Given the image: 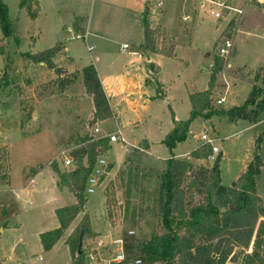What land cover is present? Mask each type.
<instances>
[{
  "label": "rangeland",
  "instance_id": "1",
  "mask_svg": "<svg viewBox=\"0 0 264 264\" xmlns=\"http://www.w3.org/2000/svg\"><path fill=\"white\" fill-rule=\"evenodd\" d=\"M36 1L39 12L32 17L20 6L21 0H4L11 34L5 36L0 25V264H71L70 252L62 243L51 253H44L40 248L35 233L47 221L42 209L45 190L40 194L35 190L52 186L53 160L58 162L61 171H70L74 163L66 166L64 160L86 136L101 139L112 134L109 130L116 129V122L111 120L106 127L102 126L109 131L107 134L95 132L98 122L90 124L94 114L92 97L86 93L78 71L64 70L58 76L44 64L24 58L27 53L46 50L59 42L68 45L75 39L73 21L77 22L76 26L79 23L84 27V21L89 18L93 30L108 33L120 44L125 42L134 49L138 17L149 7V21L157 31V64L154 63L151 82L157 81L161 87L155 85L150 89L154 98L150 108L144 111L137 132H131V127L122 128L132 143L149 134L155 142L154 157L122 142L112 143L102 158L114 170L104 169L100 185L93 194L86 195V207L64 232L62 241L87 219L92 236L83 241L81 252L88 264H114L119 252L115 245L118 238L125 242L123 253L128 259L141 258L136 248L151 237L148 222L152 223L153 218L148 212L157 206L153 193L158 179L148 177L137 185L131 182L130 188L128 167L143 164L145 160H149L147 166L160 170L165 167L169 149L161 141L156 143L159 139L163 141L173 129V116L180 121L189 119L192 109L189 94L204 91L209 84L212 57L204 55L212 51L211 55L217 56L225 38L220 34L230 23L234 47L225 60L223 72L218 75L214 104L222 112H232L235 116L195 119L187 139L174 152L193 151L203 144L199 138L204 132L217 138L215 145L220 152L213 155L214 159L192 162L195 169L212 167L219 156L220 183L225 188L237 185L248 165L258 158L261 166L257 189L264 200V0H217L243 11L239 15L213 7L221 12V18L211 15L206 0H162L161 8H157V0ZM184 16H190V20L184 21ZM141 22L142 30L144 23ZM173 41L176 43L174 55L169 56L166 51ZM78 42L82 59L76 63L85 67L91 54L83 40ZM113 45L102 41L99 50L106 54L111 47L116 57L121 58L117 44ZM103 63H108L106 55ZM219 99H225L223 104L217 103ZM39 167L43 171L36 176L35 190L31 191L33 204L29 205L24 199L19 200L14 190L27 186ZM55 200L60 206L76 202L66 188L59 190ZM133 215L132 222L136 224L128 222Z\"/></svg>",
  "mask_w": 264,
  "mask_h": 264
},
{
  "label": "trees",
  "instance_id": "2",
  "mask_svg": "<svg viewBox=\"0 0 264 264\" xmlns=\"http://www.w3.org/2000/svg\"><path fill=\"white\" fill-rule=\"evenodd\" d=\"M35 5L38 6L36 0H21L20 3L32 17L39 12V7ZM149 16L150 10L146 6V11L140 16L144 23V40L140 48L147 53H156L157 31L151 27ZM0 25L4 35L9 36L11 23L4 0H0ZM232 27L230 23L222 35L230 36ZM175 46L173 41L166 54L173 56ZM63 50L64 45L59 42L46 50L27 53L24 58L36 64L42 63L61 76L64 69L58 67L54 59ZM205 57H212L214 61L208 88L189 95L192 107L189 119L180 121L173 116L174 127L162 141L170 152L165 167L162 170L140 165L128 167L130 188L131 182L137 185L148 177L158 179V187L153 193L158 200L157 206L148 212L153 218L152 223L148 222L152 229L151 237L136 248L144 264H264V200L257 189L260 160L255 158L248 165L235 187L225 188L220 183L219 156L212 167L200 166L195 169L192 162L212 156L210 145H200L188 157H177L174 153L177 145L187 139L195 119L209 120L215 115H233L232 112H222L214 104L217 78L223 72L226 61L219 56L213 57L211 53ZM153 67L154 63H148V73L152 74ZM157 69L159 72V67ZM82 77L85 91L92 97L94 106L90 124L96 125L97 122L113 118V109L95 65L84 67ZM154 84L161 87L157 81ZM110 147L107 137L98 139L94 135L86 136L68 153L74 163L72 170L61 171L56 160L51 162L52 170L58 177V187L66 188L76 202L56 209L59 227L40 235L45 252L53 249L86 207L88 179L98 160ZM106 167L111 170L113 165ZM133 216L128 222L136 224L132 222L135 220ZM91 236L90 223L84 219L66 238L72 264H88L86 255L80 252V242Z\"/></svg>",
  "mask_w": 264,
  "mask_h": 264
},
{
  "label": "crops",
  "instance_id": "3",
  "mask_svg": "<svg viewBox=\"0 0 264 264\" xmlns=\"http://www.w3.org/2000/svg\"><path fill=\"white\" fill-rule=\"evenodd\" d=\"M37 4H38V1H37ZM259 4H263V3H259ZM139 18L140 16L138 17V27L137 26L135 27L134 35L137 39L136 40L137 42L135 44L134 49H132L131 45H129L127 49H123V45L127 43L124 42L123 44H120L119 40H116V38H113V36L108 35V33L106 34L102 32L101 30H97V29L93 30L92 21H90L89 18L84 21L85 23L84 27L80 26L79 23L76 26L77 22L73 21L72 29L74 32L75 39H72L68 45H65L63 43L64 50L59 55H57V57L54 59V62L57 64V66H61L65 68L64 70H66L69 73H74L75 71H78L80 75H82V69L84 67H81L76 62L82 59V56L80 53L81 51L79 49L80 43L78 41L83 40L84 44L87 47L88 52H90L91 54L90 55L91 60L89 62V65L90 64L95 65L97 72L99 74V77L107 93L110 106L114 112L113 118L102 121V122H98L97 123L98 127L96 128H98L100 132H103L104 134H107L109 131L110 133H114L120 130L121 134L123 135L126 141L124 143L126 146H130L131 148L138 150L139 152H142L151 157H154L153 149L155 148V142L151 139L149 134L147 135L145 134L146 136H142L139 139H135V141L132 143L128 141V139L122 132V128L124 126L131 127V132H137L136 129L139 128L138 124L143 119L142 118L143 113L144 111L150 108V105L152 104L151 100H153L154 98L153 92L150 89L151 88L154 89L155 84L151 82V73H148L147 65L148 63L157 64L155 60V57H156L155 54L157 53H149V52L147 53L141 50L140 46L144 40V33H143V28L141 30L142 22ZM222 33L220 34V36L222 35ZM105 40H107V42L111 43L112 45L117 44L118 54L119 56H121V58L116 57V55L113 53L114 50L111 47L109 51L106 52V54L104 51L99 50L100 44L102 43V41H105ZM89 42H91L92 44H89ZM95 49H96V53H92V50H95ZM211 52L212 51L206 52L204 56H206L207 53H211ZM105 55H106V59L108 62L106 65L103 63ZM148 56H150V60H148ZM231 77H234V76H231ZM111 120H114L116 122V125H115L116 129H111L107 132L104 129V127H106ZM118 121H121V122H118ZM160 141L162 144V140L160 139L158 143L156 144L157 145L160 144ZM113 143H116V142H113ZM110 146L112 147V143H110ZM191 152H186V153H181V154H176L175 152L174 153L177 157H183V156L188 155ZM167 158H165L164 160L166 161ZM130 159L131 158L127 160L130 162ZM145 161L147 163L149 162V160H145ZM131 162L134 163L133 161ZM146 162L143 164H137V163H134V164L140 165V166L149 165ZM114 168L115 167H112V170H114ZM42 171L43 170L41 167L34 171L35 176H33L31 179H34L35 185L31 183V179H30L27 186L14 190L16 192V197L19 200L24 199L25 203L29 205L33 204V199L31 198V191L35 190L34 187L36 186V183H35L36 176H39L42 173ZM57 182H58L57 176L54 173V171H52L51 182H50L52 186L48 187V185H45L44 187L42 188L39 187L38 189L35 190L36 194H40L41 192H43L42 190H45L44 192L45 200H44V205L42 209L45 212V216H47V221H44L43 223H41V226L38 228L37 232L35 233L36 237H38L39 240H40V235L42 233L59 227V222L56 217V209L59 207H63V206H60V204H58L55 200L56 194H59V190H60V188L57 185ZM61 243L68 248V246L65 244V240L63 241L60 240L53 247V249L48 251V253L53 252L57 248V246H59ZM40 248L42 252L47 253L43 250L41 241H40ZM70 259H71V255H70ZM71 264H72V259H71Z\"/></svg>",
  "mask_w": 264,
  "mask_h": 264
},
{
  "label": "built area",
  "instance_id": "4",
  "mask_svg": "<svg viewBox=\"0 0 264 264\" xmlns=\"http://www.w3.org/2000/svg\"><path fill=\"white\" fill-rule=\"evenodd\" d=\"M206 2H208V4H210L211 7V15L216 17V18H221V12L220 11H215L213 9V7H219L224 11L227 12H234L237 13L239 15H241L243 13V11L241 9L235 8V7H231L229 6L227 3H223L217 0H206ZM157 8H161L163 6V2L162 0H157L156 3ZM184 21H189L190 20V16H184L183 17ZM129 47L128 44L123 45V49H127ZM234 47V41L230 36H227L223 39L221 45L219 46L218 50H217V56L224 58L225 60H227V58L230 56L232 49ZM209 67L212 69L214 67V61L211 60ZM224 101V99H219L217 101L218 104H222ZM96 133H100V130L98 128L95 129ZM107 138H109L110 143L113 142H122L125 143V139L123 137V135L121 134L120 130L110 134L109 136H106ZM200 140L202 141L203 144L205 145H210L212 147V151H213V155L219 153V148L215 145L217 138H212L209 136V134L207 132H204L201 137ZM210 156L209 158L213 157ZM214 159V157H213ZM65 164L66 166H70L73 164V160L66 157L65 158ZM107 161L105 160V158H100L98 160L97 165L95 166L90 178L88 179V183H87V188H86V193L87 194H93L95 192V189L100 185V179L103 176L104 172H105V167L107 166ZM31 183H34V180H31ZM130 234H134V232H129ZM115 245L117 247H119V252L115 255L114 258V263L116 264H144V261L142 258H137L135 261L130 260L127 258V256L123 253L124 251V245L125 242L122 238H118L115 240Z\"/></svg>",
  "mask_w": 264,
  "mask_h": 264
},
{
  "label": "water",
  "instance_id": "5",
  "mask_svg": "<svg viewBox=\"0 0 264 264\" xmlns=\"http://www.w3.org/2000/svg\"><path fill=\"white\" fill-rule=\"evenodd\" d=\"M148 60H150V56H148ZM235 185H236V183H234L233 185H232V187H235ZM222 211H225V209H223ZM82 244H83V241H82V239H81V242H80V248L82 247ZM81 252V251H80Z\"/></svg>",
  "mask_w": 264,
  "mask_h": 264
}]
</instances>
